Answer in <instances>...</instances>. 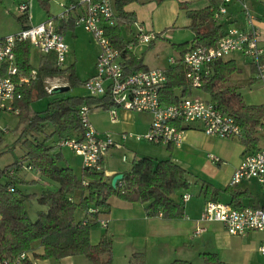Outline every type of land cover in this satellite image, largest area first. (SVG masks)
<instances>
[{"label":"trees","instance_id":"trees-1","mask_svg":"<svg viewBox=\"0 0 264 264\" xmlns=\"http://www.w3.org/2000/svg\"><path fill=\"white\" fill-rule=\"evenodd\" d=\"M135 1L113 0L117 25L107 31L114 50L124 60L127 73L147 71L143 63L128 51L130 43L125 41L122 33L123 28L126 33H130L135 23L134 15L125 11ZM207 1V8L187 13L191 22L189 29L194 34L193 41L172 47L179 59L174 67L165 71L167 81L160 93V101L166 105L177 102L179 96L176 91L180 92V97L191 95V86L181 63L183 55L199 46L214 45L226 34L225 24L214 19L222 0ZM66 28L62 27V33ZM15 55L19 73L29 77L33 70L29 44L17 45ZM44 58L37 69V81L23 88L20 91L21 99L15 103L20 111L18 118L23 124L21 135L16 141L22 147V159L0 169V264H33L30 255L40 261L60 262L82 256L91 264H112L111 240L103 237L96 245L90 242V230L98 225V215L108 210L109 200L117 197L124 202L139 203L150 218L179 219L183 216V205L175 197L191 186L189 173L171 160L143 157L133 162L130 170L123 174L120 186L117 183L116 189L105 179L103 162L100 172H89L82 168L79 176L74 174L63 163L62 155L54 151L57 142L61 138L81 136L78 112L82 106L108 112L113 104L109 96L104 99L56 97L47 104L45 110L31 114L33 100L49 95L45 89L47 79L67 74V84L69 87L73 84V74L69 68L58 69L53 55ZM238 72L233 60L217 61L212 65V76L203 81L200 91L209 97L221 114L235 121L243 133L241 141L244 146L257 150L259 130L264 128V104L246 105L240 87L228 84ZM54 137L56 140H53ZM23 171H36L39 174V181L27 185L48 182V188L39 194L22 193L17 185H23L19 180ZM224 192L231 196L229 204L233 208H244L239 202L243 193L230 188ZM204 195L207 202H218L208 184L205 185ZM33 201L45 208L37 213L34 222L30 220L25 207L27 202ZM90 209L97 212L90 214ZM77 211L84 213L82 219L75 217ZM36 248L42 250L40 255L35 254ZM23 255L25 258L21 259ZM203 260L205 264H223L215 254H204ZM130 263L143 264V254L132 255ZM172 264L189 263L175 261Z\"/></svg>","mask_w":264,"mask_h":264},{"label":"built area","instance_id":"built-area-1","mask_svg":"<svg viewBox=\"0 0 264 264\" xmlns=\"http://www.w3.org/2000/svg\"><path fill=\"white\" fill-rule=\"evenodd\" d=\"M250 1L222 0L214 19L221 23L227 15L228 7L237 4L245 19V29L230 28L214 45L196 47L181 58L191 92L200 91L203 81L212 75V65L215 62L225 61L237 54L250 59L256 71V79L264 82V62H262L264 48L259 44L260 32L257 19L249 7ZM27 11V4L18 6L20 15L25 16ZM75 13L76 15L73 16ZM70 21L88 33L99 48L95 71L83 82L89 97L111 98L113 107L108 111V116L112 123L117 122L118 110L151 116V123L144 136L123 133L120 135L121 143H115L110 135L103 137L93 128L89 121L90 109L82 106L78 112L82 127L81 136L61 138L56 148L60 150L66 148L81 157L84 169L89 172L102 171L101 164L106 153L111 148H123L122 144L129 140L179 148L185 131L194 124L201 125L203 133L208 137L221 140L242 139L243 133L235 121L221 114L212 102L205 101L201 97L179 96L173 105L162 103L160 93L167 81L165 70L153 69L130 73L125 71L124 60L119 52L114 50L107 37V31L117 25L113 0H77L73 4L62 6L61 14L55 19H49L0 38V115L10 113L18 116L19 110L15 103L21 99L20 91L38 79L37 70L34 69L29 77L19 73L16 65V46L29 44L44 56L53 55L56 67L62 69L70 49L65 42L60 23ZM160 37L161 34L147 32L139 25L138 33L134 34L128 51L132 52L137 47H148ZM176 62L177 60L173 58L168 60L170 67L175 66ZM64 81V78L47 79L45 81L47 94H51L55 88L68 86ZM210 159L214 162L219 161L212 156ZM122 162H126L125 156L122 157ZM243 181H256L264 187V149L245 156L234 171L230 186H236ZM118 186H120L119 182ZM190 197L183 195L182 201L187 202ZM96 212L94 209L89 210L90 214ZM200 222L220 223L229 235L245 236L251 232L264 231V208L235 209L229 203L209 201L205 204ZM98 225L106 229L107 221H98ZM203 231L202 228L196 229L194 236H199ZM258 251L264 256V245H261ZM24 258V255L21 256V259Z\"/></svg>","mask_w":264,"mask_h":264},{"label":"crops","instance_id":"crops-1","mask_svg":"<svg viewBox=\"0 0 264 264\" xmlns=\"http://www.w3.org/2000/svg\"><path fill=\"white\" fill-rule=\"evenodd\" d=\"M76 1L20 0L18 6L23 3L27 4V14L25 16L19 14L17 17L18 27L8 35L15 34L30 26H36L49 19H55L61 14L62 6H68ZM208 6L207 0H136L134 3L129 4L125 8V11L134 15V25L139 24L147 32L161 34L162 37L158 39L168 42L173 47L191 43L194 39V34L189 29L191 22L187 17V13L201 11ZM249 7L253 16L257 19V26L260 32V47L264 48V16L255 14V11L260 10V6L254 0L249 2ZM75 15L76 13L73 14V16ZM221 23L225 24V32L234 27L239 29H245L246 27L243 13L237 4H232L228 7L227 15ZM66 26L67 30L65 32H71L72 36H74L77 26L72 24V22L60 23L61 30L62 27ZM163 35L165 36L163 37ZM123 37L129 43L134 38L132 32L126 33V35L123 34ZM155 42L147 48H135L141 56L133 53L135 49L131 53L137 60L143 63L147 70L160 69L166 71L170 68L168 60L171 57L167 60H161L156 54L155 61H151V59L147 60L146 63L148 65L144 62L147 50L151 49L155 45ZM67 45L69 46L68 43ZM97 56L98 53L94 58L93 73ZM233 56L225 61L233 60L236 63ZM178 59L179 57L175 60ZM262 62H264V58H262ZM248 67L249 81L257 83L255 86L260 85L257 86L255 92L252 91L247 94V98L251 102H245L242 92L243 82L239 78V74H234L228 84L240 87V93L246 105H262L264 104V82L256 79V71L251 61H249ZM238 73H241V69H239ZM176 95L180 96V92L176 91ZM201 95L208 97L201 91H193L189 96L201 97ZM255 95L258 96L256 97ZM208 101L210 102V99ZM148 116L150 117L149 127L151 116ZM112 124L120 129V133L140 129L130 115V112L123 110L117 111V122ZM261 135H264V128L259 130L258 136ZM118 139V142L115 143L120 142V136ZM159 147L165 150L162 154V159L148 157L155 160H171L188 171L190 187L194 186L196 188L197 198H194L188 190L179 193L175 198L183 205V216L175 220H166L162 217H147L143 205L120 200L123 204L127 205L118 208L117 211L108 208L106 212L101 213L103 217H100L104 221H107V228H100L101 231L91 232V244L96 245L103 237L111 240L112 264H131L130 259L134 254H143V264L154 262L156 264H172L175 261L189 264H205L203 260L204 254H215L223 264H264V256H261L258 251L259 247L264 245V231L251 232L245 236H232L226 232L224 226L220 223L200 222L203 209L207 203V198L204 195L206 184L209 185L218 202H231V196L224 192L226 188H230L236 192L243 193L239 201L243 207H264V187H261L256 181H243L236 186H230L234 171L240 166L247 154L256 150L246 148L241 139L238 138L221 140L215 137H208L203 133L201 125L198 124L191 125L185 131L179 148L172 146ZM260 149H264V147H258L257 150ZM210 156L219 159V161H212ZM103 167L105 168L104 159ZM33 172H21L19 180L23 185L28 186L27 183L40 180L39 174L36 173L33 176ZM124 173L126 172L112 174V178L115 175H123ZM183 195H190L191 197L187 202H183ZM198 228H202L204 231L199 236H194V232ZM103 231L105 232L104 234L102 233ZM123 237L129 242L127 244L128 248L127 250L121 249L122 252L119 253L121 256H117L114 241L116 240L117 242L118 239ZM122 246L125 245L122 244ZM41 253L42 250L40 248L35 249L36 255H40ZM29 257L33 264H51V261L34 260L31 255ZM73 259L74 257L63 259L59 264H74Z\"/></svg>","mask_w":264,"mask_h":264},{"label":"rangeland","instance_id":"rangeland-1","mask_svg":"<svg viewBox=\"0 0 264 264\" xmlns=\"http://www.w3.org/2000/svg\"><path fill=\"white\" fill-rule=\"evenodd\" d=\"M19 1L16 0H0V38L4 36H8L18 27L17 17L18 13V4ZM254 2L260 6L259 11H255L256 15L264 16V0H254ZM139 24L132 25L131 32L134 34L138 33ZM130 32V33H131ZM122 33L126 35V29H122ZM165 35H163L164 37ZM64 38L66 42L70 46V53L65 61V64L62 68L70 69V73L73 74L72 82L68 92L59 94V95H47L41 98L34 99L30 105V113H39L46 109L47 104L50 103L54 98H69V97H79L86 98L89 97L87 91L83 86V82H85L93 73L94 69V58L95 55L99 54V48L94 42L93 38L86 34L82 28H77L75 30L74 36H72L71 32L66 31L64 33ZM147 48V47H145ZM134 54L140 55L138 50L133 51ZM156 54L159 56L161 60H167L168 58L177 59L179 57L178 53L172 49L171 45L168 42L161 41L158 39L155 42V45L151 47V49L147 50L146 58L144 60L145 64L147 60L155 61ZM45 56L42 55L35 47L30 48V62L34 70H37L39 64L45 60ZM233 58L236 61V65L239 69H241V73L239 74V78L242 79L243 88L242 92L245 98V102H251L248 99L247 94L249 92H255L257 85L255 86L254 82L249 81V58H245L240 55H234ZM151 66V65H149ZM95 71V70H94ZM59 78H64V82H68V75H60ZM55 82V81H53ZM255 86V87H254ZM251 95V94H250ZM256 96V95H255ZM258 96V95H257ZM256 96V97H257ZM202 99L205 101L209 100V97L202 96ZM20 112V111H19ZM133 117V120L136 122L137 126L140 127L139 130L127 131V134H133L137 136H144L148 130V124L150 121V117L146 114L139 113H130ZM89 121L94 129L101 134L103 137L106 135H110L114 142H118V138L121 134L120 129L113 125L109 120L108 112H105L100 109L90 110ZM23 130V124L20 123V119L18 116H15L10 113H2L0 115V169L13 164L14 162L20 160L22 157L23 151L20 143H16L17 139L20 137L21 132ZM6 132V133H5ZM119 132V133H118ZM118 136V137H117ZM53 140H56L54 137ZM116 140V141H115ZM121 143V141L119 142ZM123 148L115 149L111 148L106 155L104 156V165H105V179L108 182L112 180V174L127 172L130 170L133 162L143 158V157H154L158 159H162V154L165 150L162 147L155 146L145 141L136 142L133 140H129L122 144ZM258 147H264V135L258 136ZM55 152H59L62 155L63 163L72 169L74 174L77 176L80 175L81 170L83 168V160L81 157L75 155L70 150L63 148H54ZM126 157V162H122V157ZM22 159V158H21ZM32 172V171H31ZM38 174V172H33L32 175ZM23 175V174H22ZM21 175V176H22ZM28 176V175H27ZM29 177V176H28ZM27 177V178H28ZM30 178V177H29ZM28 178V179H29ZM32 178V176H31ZM48 182H43L40 184L33 185H21L18 184V189L22 191L24 194L36 193L39 194L41 190L48 188ZM47 185V186H46ZM53 187H57L55 184H51ZM50 185V188H51ZM188 192L192 194L194 198H197V190L196 188L189 187ZM127 204H123L117 197H112L109 200V208L110 210L117 211L118 208L125 206ZM27 214L32 222L36 220L37 213L39 211L45 210L44 207L40 206L37 202H27L25 204ZM102 214L98 215V221H102L103 219L100 217ZM77 219H82L84 217V213L82 211H77L75 214ZM103 217V216H102ZM100 226L96 225L91 228L90 233L93 231H101ZM105 233L104 231L102 232ZM115 243V253L117 256L122 252L121 249L127 250V244L129 243L126 238H120L114 241ZM124 244L125 246H122ZM74 264H91L86 258L82 256L74 257ZM51 264H59V262H51ZM127 264V263H126ZM149 264H156L149 263ZM200 264V263H197Z\"/></svg>","mask_w":264,"mask_h":264},{"label":"water","instance_id":"water-1","mask_svg":"<svg viewBox=\"0 0 264 264\" xmlns=\"http://www.w3.org/2000/svg\"><path fill=\"white\" fill-rule=\"evenodd\" d=\"M69 87L68 86H64V87H58L52 90L50 95H59V94H63L69 91ZM123 179V175L119 174V175H115L112 180H111V187L113 189H116V185L118 182H120Z\"/></svg>","mask_w":264,"mask_h":264}]
</instances>
